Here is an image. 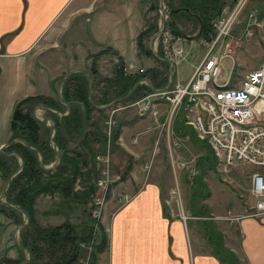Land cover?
I'll return each mask as SVG.
<instances>
[{
	"label": "crops",
	"instance_id": "crops-1",
	"mask_svg": "<svg viewBox=\"0 0 264 264\" xmlns=\"http://www.w3.org/2000/svg\"><path fill=\"white\" fill-rule=\"evenodd\" d=\"M133 1L136 0H0V150L11 141V116L20 101L41 96L53 98L52 86L57 73L54 70L47 72L43 69L45 65L40 60L37 49L41 41L54 31L64 16L65 32L69 39L72 40L80 34V36L90 35L98 46L95 53L109 49L117 53V57L123 60L125 70L130 75L138 76L139 72L146 73L147 70L155 67L153 63L158 59L153 54L151 44L149 49L145 47L142 49L140 46L142 33L136 32L137 27L133 28V31L129 25L130 23L137 25L138 22L135 7L137 4ZM260 4L261 0H248L238 14L233 30L236 40H239L238 43H232L236 71L242 79L264 64V17L261 19ZM235 8L225 9L230 13ZM255 13L259 20L261 19L258 23L259 29L252 38L245 39L243 29L246 19L249 14ZM124 23L128 24L127 30L123 26ZM131 30L133 41H131ZM196 38L200 37L196 36ZM158 39L156 38L154 44L156 54L157 51L159 54L161 49ZM183 40L185 41L177 38L175 45L181 47L184 52ZM194 42L192 41V44ZM74 43H71V46ZM201 43L203 47H200L204 54L206 48L203 39ZM190 52L191 49L181 54L183 61L188 59ZM76 53L80 56L81 52ZM54 60L55 57L51 59ZM178 60L182 63L179 58ZM178 60L172 58L169 61L176 66L180 64ZM197 60H200V57ZM255 60L258 64L255 63L248 70L244 69ZM45 63L51 62L47 60ZM196 65L193 61L191 67L194 69ZM84 70L92 75L94 88L96 87L94 94L100 98L103 81L100 80L98 66L93 64L91 69ZM119 73L121 72L115 74V77ZM189 78L178 80L176 83H185ZM146 80L151 82L149 77H146ZM108 81L113 80L108 79ZM55 95L57 97V89ZM115 108L113 107L111 111L116 110ZM159 108L157 117H153V113L150 112L140 116L138 108H131L120 111L117 118L112 120L114 123L116 121V126L121 127V134L112 156V167L120 166L121 163L118 162L120 153L129 155L132 161V170L125 180L118 181L115 190L118 193L121 189H126V194L132 195L133 200L121 209L116 202L108 203L103 226L107 232L109 247L100 255L99 264L105 262L107 264H223L213 252L209 254L193 252L189 233L181 221L165 216L160 186L147 179V169L155 159L156 151L155 146L150 142L151 132L147 133V130L152 121L160 123L164 121V106L161 105ZM109 111H106L108 120ZM95 115L100 116L99 113L94 112L93 122ZM89 131L93 132L94 128L90 127ZM108 142L112 145L110 137ZM69 145H77V143ZM96 146L98 150L101 147L99 144ZM102 149L104 151L106 146ZM113 173L119 176L114 168ZM248 183H250L249 178ZM3 184L0 172V200L3 196L1 192ZM251 198L254 203V198ZM238 221V234L230 236L234 239V244L231 245L224 237L226 248L236 255L238 264H264V219L258 221L244 218ZM17 226L7 213L0 210V262L26 258L24 254L26 252L19 249L14 241ZM21 231L22 229L17 234L19 242Z\"/></svg>",
	"mask_w": 264,
	"mask_h": 264
},
{
	"label": "rangeland",
	"instance_id": "rangeland-1",
	"mask_svg": "<svg viewBox=\"0 0 264 264\" xmlns=\"http://www.w3.org/2000/svg\"><path fill=\"white\" fill-rule=\"evenodd\" d=\"M135 2L137 4L135 7L137 8L136 14L138 22L137 25L135 23H130L129 25H131V29L137 27V33H142L140 35V41L142 40L144 47L149 49L152 38L157 33L164 30L157 36V39L159 38V47L163 51V54H161L162 57H160L157 51V55L160 58L166 60H171L172 58L178 60L179 58L182 62L180 63L178 60L177 62H179L180 64L176 66L173 65L171 70L169 64L167 65L165 62L157 60L155 63H153L155 67L152 70L161 73L162 78L168 77L169 79L173 73L174 83H176V81L178 80H187L194 71V69L191 67V64L193 63V61H195L196 64L199 65L206 51L204 49L203 54L200 47L202 46V39L196 38V36L198 35L196 23L181 13L177 14L176 17L171 16L170 6L175 9L182 7L183 3H185L184 0H161V7L160 0H136ZM237 5L235 7H237ZM260 6L262 19L264 17V0H261V4L259 5V7ZM163 13L167 17L165 28L163 27L162 21ZM64 18L65 16L54 29V31L51 34H48L41 41L39 48L37 49L38 56L45 65L43 66V69L47 72H49V70H54L57 73V78L52 86L53 98L50 99L55 100V98H57L55 95L56 89L62 78L67 73L76 69H91L93 67V64H96V66H98L100 70V80L103 81V85L100 88L102 90H104V87L110 86L111 82H109L108 79H117V77H115V74H117L118 72H122L127 76H135L130 75V73L125 70V64L123 63L122 59H119L117 57V53H114L110 49L105 51H98L97 53H95V51L98 50V46L95 40L90 35L80 36V34L72 40L71 38L69 39L65 32L66 24ZM246 20L247 22L244 25V29L247 30L245 31L243 29V31L246 35L245 39H250L253 37V34L256 35L259 29L258 23L260 22V20L257 16V13L253 15L249 14ZM171 23H175L176 25H178V29L182 33L180 37L173 34ZM123 26L127 30L128 24L124 23ZM133 31L131 30V41L134 40ZM177 38L185 39V41H182L184 52L181 47H177L175 45V43L177 42ZM192 41L195 42L192 44ZM73 42L75 43L73 44V46H71V43ZM190 49L191 52L188 56V59L186 61H183L184 58H182L183 55L181 54H185V52ZM76 52H81L79 53L80 56H77ZM100 53H103V55ZM99 54L101 55L100 57ZM53 56L55 57V60L51 61V59L54 58ZM198 57H200V60H197ZM47 60H49V62L51 63H45V61ZM255 63L258 64V61L255 60L254 63L246 65L244 69L248 70L249 67H252V65H255ZM224 66L226 70H229L231 66V60L227 59L224 63ZM144 74V71L139 72V75ZM237 75L239 74L236 71L235 76ZM140 85L149 86L151 84L145 82L141 83ZM136 100H126L120 102L116 106V108L114 107L116 110L109 111L110 117L107 122H104L100 116L95 115V122H98L99 126L102 129V132L106 134L108 138L112 136L113 127L116 126V121L114 123L112 120L117 118L119 112L122 111L117 110L122 106L125 107L128 105H132ZM132 108L135 109L137 107ZM22 110L30 111L33 114L35 111L34 103L23 105ZM37 113L38 117L46 116V113L42 110H38ZM162 123L152 121L151 125H149L148 127L149 129L147 130V133L151 132L150 142L153 146H155L156 151L154 156L155 159L151 162V166L148 167L146 174L148 176L147 179L150 182L154 181L161 188L165 216L181 221V223L187 230V233H189V240L194 253L202 252V254H209L213 252V254L217 256L214 249V243L217 242V240H214L213 234L214 232H218V234L223 237V246L228 253H226V255L228 257L230 255L236 257L235 254H233L226 248L224 237L228 239V242L231 245L234 244V239H231L230 236H233V234H238V220L248 218V216L253 213L254 203L250 194V183H248V176L250 175L252 168L243 166L226 167L220 163L219 158L216 156L218 158L216 169L207 171L205 175H201L200 177L206 184V189L209 194L207 197L205 196L203 199H200L199 196L204 190L202 192L199 191V187H197L194 182L196 176L199 175V171L194 177L191 178L190 171L186 168L188 167V165L183 168L182 166H179V164L183 161L190 162L196 158L198 162L199 158L206 153V150L199 149L197 145L191 142V140L189 139L180 138L179 134L175 133V131L173 133L171 132L170 134H168L165 130L163 131L161 128ZM49 127V123H47L46 126H42V130L40 133L42 139L46 137L47 128ZM11 146L7 147L4 152H11L9 149ZM78 147V145H69V148L73 152H70L68 157H74L76 155L74 154V151L75 153L76 151L87 153L86 150ZM94 148L98 150V146H95ZM113 152H115V146L107 142L106 149L104 151L103 149L99 150L97 152L98 155L94 160V163L96 164V169L94 171L96 179L99 180L104 176L103 178H106L107 182L109 183V191L104 199L103 212L100 217L97 218V205L95 201L96 197H99L97 196L98 189L96 187L95 181L91 182V180L87 177L88 169L92 167L91 164L89 165L90 168L89 166L83 168L81 167L83 176L79 177L77 181L73 179V182L72 180V183H75L73 184V193L76 194L77 198H64V196L58 190L56 192L48 191L47 193L45 192L43 194L37 195V198L34 201V205H32V210L34 211V220L32 226L30 227V230L28 231L29 233L27 239L29 244L35 245L39 248L42 255H38L37 258H32L31 256L32 264H54L61 259L62 261L68 260L67 258H59V256H62V254H64V252L61 250L56 254V258H51L50 254L52 251V247L46 242V238L44 237L46 235L48 237L49 233L43 232L63 225H71L75 227V231L72 234L76 235L77 233L79 240H82L80 244L81 256L75 264H93V252L95 246L99 242L98 240L100 229L101 227L104 228L103 219L105 217L106 209L108 208V203L110 201L116 202L120 207L119 209H121L127 206L133 200L132 195H129L128 193L126 194V189H121V192L118 191V193H116L115 190V185L118 183V181L120 180L119 182H122L123 180H125L132 170L131 158L125 153H120L118 154V162L120 161L121 163L120 166L112 167ZM1 156L4 155H1L0 153V157ZM4 157L11 159L8 161L10 171L7 172V175L9 172L13 174L17 170H19L20 160L17 157L14 156V159L13 156ZM98 157H102L103 160H107L106 158L108 157L109 159L108 162H102L97 160ZM56 162L57 161L51 162L46 166L53 167L57 164ZM113 168L115 173L119 176H116L113 173ZM104 172L105 175L103 174ZM68 175L69 173H66V176ZM69 177L72 179V176ZM8 180L3 179L4 184L1 191L3 195L6 191ZM50 182L54 181L50 180ZM92 183L94 184V188H96V192L90 198V200H88V198V201H84V198H87L88 194L90 193L91 187L93 185ZM15 196L16 194L9 196L7 194L4 200L10 202L15 199ZM123 197L131 199L130 202L128 204H125ZM3 207L5 206H2L0 204V210L4 211L5 213L8 212V210ZM193 208L197 210V212L207 211V214L205 213L202 216H196L193 213ZM183 211L186 215V218H188L187 221H184L182 219V216L184 215H182ZM7 215L11 219H13L14 223L16 224L18 222H20V224L25 222V217L22 214L12 215L7 213ZM38 230H42L43 233L39 235ZM21 242L22 239L20 233V243ZM68 248L70 249L71 247L68 246ZM24 254L25 257L28 258V254ZM100 255H98L97 264H99ZM26 258H20L19 260H22L23 262ZM217 258L222 261L219 256H217ZM222 263L225 264L223 261ZM104 264L107 263L105 262Z\"/></svg>",
	"mask_w": 264,
	"mask_h": 264
},
{
	"label": "trees",
	"instance_id": "trees-1",
	"mask_svg": "<svg viewBox=\"0 0 264 264\" xmlns=\"http://www.w3.org/2000/svg\"><path fill=\"white\" fill-rule=\"evenodd\" d=\"M239 0H184L182 7L177 9L171 8V16L176 17L177 14L181 13L191 20H193L197 25L198 32L200 31L201 25L203 27L200 38L203 40H208L210 35L214 32L213 22L219 18L226 7L233 8L237 5ZM198 2V3H197ZM186 10H189L187 12ZM171 28L173 29V34L175 36H181L182 33L178 29V25L171 23ZM140 46L143 49L144 45L142 40L140 41ZM163 51L159 50V56ZM165 64V63H164ZM168 65V64H167ZM149 77L150 86L139 85L135 94L129 99V101L139 99L147 94L153 93V88L155 89H164L168 84L170 79L168 77L162 78L161 73L157 71L149 70L144 75L138 76H127L122 72L117 75V79L110 81L111 84L108 87H104V90H100V98L94 97V103L97 106H106L113 102L114 100L126 96L133 87L140 81ZM96 90V87L94 88ZM89 81L88 77L83 73H76L72 75L69 80L66 82L62 96L63 99L70 103L71 110L70 114L67 117H60L57 114L49 113L48 116L55 120L57 124L55 129L54 141L57 144L59 150L62 152L63 160L62 164L58 166L54 171L43 170L40 166L41 161L39 152L44 159L45 165H48L51 162L57 161L56 153L54 152L50 139H49V128H47L46 137L41 138L42 126H45L44 123H40L37 119L34 118L32 112L22 110L23 105L34 103V106L37 104H44L47 108L56 111L65 113L67 108L62 103L61 100H53L47 97H31L25 100L20 101L13 111L10 121V130L12 132L11 140H23L26 142L32 149H29L24 144L17 142L12 145L9 149L10 151L16 152L24 161L23 170L19 175H17L11 185L9 195H14L15 199L10 201L14 206H19L27 211L31 217V223L27 228L22 229L21 232V245L25 247L31 253L32 258H37L38 255H42L39 248L35 245L28 243V231L32 226L34 220V211L32 210L34 201L37 198V195L47 193L48 191L56 192L57 190L64 196V198H77L74 194V185L72 180L77 181L79 177L83 176L81 169L83 167H88L90 164L92 167L88 169L87 177L91 182L96 183L97 179L95 176L96 164L94 163L98 151L102 148H105L109 138L106 134L102 132L101 127L98 122H93L92 114L94 112L99 113L104 122L108 121V116H106V111L96 109L89 101ZM94 128L95 131H89V128ZM176 133L180 137L189 136L191 142L197 145L199 149H205L206 153L201 156L197 162V168L199 175L196 176L194 182L199 187V191H203L200 194V199L207 197L208 191L206 189V184L201 175H205L207 171H212L216 169L218 164V158L216 157L213 149L207 142L201 141L196 137V134L191 128L185 127L184 120L178 119L176 123ZM121 134V127L114 126L113 133L111 136L112 145L116 146ZM70 143H77L78 146L86 150L87 153L77 152L74 157H68L70 152H73L69 148ZM96 144L101 145L99 150H96L94 147ZM78 147V148H79ZM18 158V157H17ZM14 159V156H13ZM91 159V160H90ZM10 158L4 156L0 157V171L3 179L8 180L12 173L10 171L8 161ZM82 167V168H81ZM66 173H69L66 176ZM45 176V177H44ZM72 176V179L69 177ZM71 179V180H70ZM47 180V181H45ZM53 180L54 182H50ZM73 180V182H74ZM93 184V183H92ZM53 189V190H52ZM96 188L94 184L91 187L90 193L87 198H84V201L90 200V198L95 194ZM196 195V194H195ZM90 196V197H89ZM11 200V199H9ZM87 200V201H88ZM76 201V200H75ZM9 214L17 215L21 214L15 210L8 209ZM4 210V209H3ZM205 212H197L193 208V213L196 216H202ZM207 214V213H206ZM20 225V222L17 223ZM212 225V224H211ZM38 229V228H37ZM75 231V227L71 225H63L52 230H47L43 232H48L44 236L46 242L51 245V258H56V254L61 250L64 252L59 258H67L68 260L62 261V259L54 264H75L80 256L81 249L80 244L82 240H79V237L72 234ZM42 230H38L39 235L43 233ZM214 240L217 242L214 243V249L217 256H219L225 264H238V259L230 255H226L227 251L223 246V237L214 232ZM98 244L94 248L93 252V264H97L98 255L105 252L109 247V240L107 233L103 227L100 229ZM68 246L71 248L69 249ZM228 254V253H227ZM22 260H4L0 264H21ZM26 264H32L28 262Z\"/></svg>",
	"mask_w": 264,
	"mask_h": 264
},
{
	"label": "built area",
	"instance_id": "built-area-1",
	"mask_svg": "<svg viewBox=\"0 0 264 264\" xmlns=\"http://www.w3.org/2000/svg\"><path fill=\"white\" fill-rule=\"evenodd\" d=\"M247 1L240 0L230 13L224 9L213 22L214 32L208 40H204L205 55L187 82L174 83L166 91L158 89L117 111L137 107L140 116L150 112L157 117L159 107L163 105V131L176 133V123L181 118L185 127L191 128L199 140L210 145L223 166L252 168L248 178L250 194L255 201L253 213L248 218L263 220L264 64L240 79L238 75L235 76L236 60L232 47L233 42L239 41L233 35V30L238 14ZM227 59L231 60L229 70L224 66ZM145 82L146 79L141 81ZM180 138L190 140L189 136ZM106 159L98 157L97 160L108 162L109 157ZM179 166L186 167L191 178L198 172L197 158L190 162L183 161ZM103 177L96 181L99 196L95 199L97 218L103 212L104 199L109 191V183ZM123 198L125 204L131 200ZM182 215V219L187 221L184 211Z\"/></svg>",
	"mask_w": 264,
	"mask_h": 264
},
{
	"label": "water",
	"instance_id": "water-1",
	"mask_svg": "<svg viewBox=\"0 0 264 264\" xmlns=\"http://www.w3.org/2000/svg\"><path fill=\"white\" fill-rule=\"evenodd\" d=\"M161 5H162V3H161V0H160V7H161ZM186 11L189 12V10H186ZM166 19H167V17H166V15L163 13V14H162V21H163V27H164V28H165L166 23H167V22H166ZM202 29H203V27H202V25H201V28H200V31H199L197 37H200L201 32H202ZM163 31H164V30H162L161 32L157 33V34L152 38V41H151V49H152V51H153L154 56H155L158 60H160V61H163V62H167V63H169V64H170V68H171V70H172L173 63H172L171 61H169V60H166V59H162V58H160V57L155 53V51H154L155 40H156L157 36H158L160 33H162ZM77 72H83V73L87 74V76H88V78H89V82H90L89 101H90V103H91L96 109L103 110V111L111 110L113 107H115V106H116L117 104H119L120 102H122V101H126V100H129V99L135 94V92L137 91L139 85L141 84V81L138 82V83L133 87V89H132V90H131L126 96L120 97V98L114 100L113 102H111L110 104H108V105H106V106L98 107V106L95 105V103H94V101H93V77H92V75H91L88 71H85V70H75V71H72V72H70L69 74H67V75L65 76V78L61 81V83H60V85H59V87H58V91H57V95H58L59 99H60V100H61V101L67 106V108H68L69 111H70V109H71V106H70V104H69L68 102H66V101L62 98V95H61V89H62V86L64 85L66 79H67L71 74H73V73H77ZM146 81L150 84V82H149L148 80H146ZM173 84H174V74L172 73V75H171V77H170L169 84H168L164 89H162L161 91H166V90L169 89ZM153 91H158V90L155 89V88H153ZM39 109L45 110V111H47V112H52V113H57V112H54V111H52V110L46 108V107L43 106V105H38V106H36V108H35V112H34V116H35L36 119H38L39 121H42V122H43V121H48V122L51 123V125H52L51 128H50L49 139H50V142H51L52 148H53V150H54V152L56 153L57 158H58V162H57V164H56L55 166H53V167H47V166H45L43 156H42L39 152H37L36 150H34L33 148H31V147H30L26 142H24L23 140H12V141H10L8 144H6L4 147H2V149L0 150L1 155H4V156H12V155H13V156L18 157V159L20 160V168H19V170H17L15 173H13V174L11 175V177L9 178V180H8V184H7V188H6V191L4 192V195L2 196V198H1V200H0V204H1L2 206H5V207H7V208H9V209H12V210H15V211L21 213V214L25 217V222L22 223V224H20V225H18V226L16 227V231H15V234H14V241H15L16 246H17L19 249L24 250V251L28 254V258H26L21 264H25V263H28V262L31 261V253L29 252V250H27L25 247H23V246L21 245V243L18 241L17 234H18V232H19L21 229L27 228V227L30 225V223H31V217H30V215L27 213L26 210H24L23 208H21V207H19V206H14V205L11 204L10 202L5 201L4 198H5V196L9 193V190H10V188H11V185H12V181H13V179H14V178L20 173V171L23 169V167H24V161H23V159H22V158H21L16 152L5 153L4 150H5L7 147H9V146H11V145H14V144L17 143V142H20V143L24 144L25 146H27L29 149H32V150L36 151V152L39 154L40 161H41L40 166H41V168H42L43 170H46V171L54 170V169H56V168L62 163V153L59 151V148H58L57 144H56L55 141H54V131H55V125H56V124H55V121H54L52 118H49V117H41V118L38 117V115H37V111H38ZM58 114H60V113H58ZM60 115H62V114H60ZM62 116H66V115L63 114Z\"/></svg>",
	"mask_w": 264,
	"mask_h": 264
},
{
	"label": "flooded vegetation",
	"instance_id": "flooded-vegetation-1",
	"mask_svg": "<svg viewBox=\"0 0 264 264\" xmlns=\"http://www.w3.org/2000/svg\"><path fill=\"white\" fill-rule=\"evenodd\" d=\"M80 70V69H79ZM73 71H75V70H73ZM85 71H87V70H85ZM70 72H72V71H70ZM69 72V73H70ZM69 73H67V74H69ZM77 73H83V72H77ZM90 73V72H89ZM66 74V75H67ZM74 74H76V73H73V74H71L67 79H66V81H65V83H64V85L62 86V89H61V95H62V92H63V88H64V86H65V84H66V82L69 80V78L72 76V75H74ZM83 74H85V73H83ZM65 75V76H66ZM86 76H87V74H85ZM65 76L62 78V80L65 78ZM88 77V76H87ZM61 80V81H62ZM61 81H60V83H61ZM88 81H89V78H88ZM143 81V80H142ZM60 83H59V85H60ZM59 85H58V87H59ZM58 87H57V91H58ZM89 93H90V82H89ZM89 95V94H88ZM94 97H95V94H94V84H93V101H94ZM62 98H63V96H62ZM57 100H60L59 99V97H58V95H57ZM67 102V101H66ZM63 103V102H62ZM69 103V102H68ZM64 104V103H63ZM70 104V103H69ZM38 105H43V106H45L44 104H37V105H35L34 106V108H36V106H38ZM65 105V104H64ZM118 105V104H117ZM66 106V105H65ZM97 106V105H96ZM46 107V106H45ZM98 107H100V106H98ZM102 107V106H101ZM47 108V107H46ZM66 108H67V106H66ZM49 109V108H48ZM39 110H42V109H39ZM51 110V109H50ZM71 110V109H70ZM99 110V109H98ZM42 111H44L45 113H46V116H42V117H49L48 116V114L49 113H52V112H47V111H45V110H42ZM53 111V110H52ZM35 112V111H34ZM54 112H56V111H54ZM58 113H60V114H64V115H66V116H62V115H60V114H58ZM34 114V113H33ZM53 114H57L58 116H60V117H67L69 114H70V111L68 110V108H67V110H66V112L65 113H62V112H57V113H53ZM37 115H38V113H37ZM34 116V115H33ZM34 118H35V116H34ZM40 118H41V116H40ZM49 118H51V117H49ZM36 119V118H35ZM53 119V118H52ZM38 120V119H37ZM54 120V119H53ZM39 121V120H38ZM55 121V120H54ZM40 123H44L45 124V126L47 125V123H49L48 121H39ZM56 124V123H55ZM49 125H50V127H49V134H50V128H51V123H49ZM56 126H57V124L55 125V129H56ZM110 138H111V136H110ZM78 145V144H77ZM60 151V150H59ZM11 152H13V151H11ZM61 152V151H60ZM62 153V152H61ZM13 156V155H12ZM57 156V155H56ZM8 157H10V156H8ZM16 157V156H15ZM62 160H63V155H62ZM57 162H58V158H57ZM56 162V163H57ZM44 164H45V162H44ZM62 164V163H61ZM60 164V165H61ZM46 166V165H45ZM55 170V169H54ZM54 170H50V171H54Z\"/></svg>",
	"mask_w": 264,
	"mask_h": 264
}]
</instances>
